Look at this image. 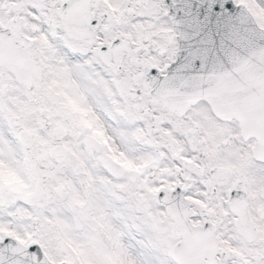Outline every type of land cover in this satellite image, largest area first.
I'll list each match as a JSON object with an SVG mask.
<instances>
[{
	"label": "snow or ice",
	"instance_id": "obj_1",
	"mask_svg": "<svg viewBox=\"0 0 264 264\" xmlns=\"http://www.w3.org/2000/svg\"><path fill=\"white\" fill-rule=\"evenodd\" d=\"M0 264H264V0H0Z\"/></svg>",
	"mask_w": 264,
	"mask_h": 264
}]
</instances>
